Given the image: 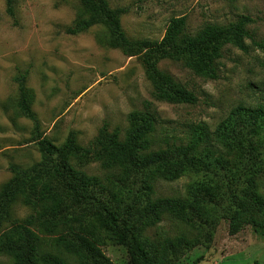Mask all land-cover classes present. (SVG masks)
Masks as SVG:
<instances>
[{
    "label": "rangeland",
    "instance_id": "1",
    "mask_svg": "<svg viewBox=\"0 0 264 264\" xmlns=\"http://www.w3.org/2000/svg\"><path fill=\"white\" fill-rule=\"evenodd\" d=\"M0 0V189L11 176L10 165L29 167L42 160L34 140V123L19 113L16 77L26 74L33 93L32 109L43 136L62 144L73 132L77 142L91 147L103 126L126 137L133 113L148 103L157 112L148 136L151 149L187 140L192 124L206 123L211 130L239 105L264 106V0H108L121 26L132 40L161 41L172 19L185 18L183 31L199 33L206 25H227L241 15L250 16L247 50L227 44L218 65V78L197 75L185 60L162 58L158 69L194 90L198 103H173L159 99L140 54H127L113 44L108 28L97 24L72 34L68 28L81 18L84 0H14L15 14ZM76 169L105 178L111 171L92 157L72 160ZM193 169L174 180L158 178L153 197L189 200L192 187L203 178ZM264 195V174L259 177ZM39 210L23 199L10 207L0 226V264H13L5 251L3 235L16 224H29L40 238V250L74 257L57 245L60 231L46 232L38 222ZM222 219L208 245L188 249L174 264H255L264 262V238L250 225L236 232ZM185 234L188 223L174 213L144 228L142 238L158 240ZM97 242L112 264H132L126 247L111 232L97 229Z\"/></svg>",
    "mask_w": 264,
    "mask_h": 264
},
{
    "label": "trees",
    "instance_id": "2",
    "mask_svg": "<svg viewBox=\"0 0 264 264\" xmlns=\"http://www.w3.org/2000/svg\"><path fill=\"white\" fill-rule=\"evenodd\" d=\"M5 1L14 15V0ZM109 7L108 0H84L82 16L68 32L105 25L114 45L129 55L142 53L159 99L199 101L194 90L158 69L160 59L185 60L197 75L216 79L227 44L248 49V25L253 21L248 15L227 25H206L196 34L185 33V18L176 17L161 41L132 40L118 13ZM256 45L264 48V43ZM16 82L19 113L34 123L42 160L29 167L9 166L12 176L0 189V226L11 205L23 199L40 209L38 222L46 232L60 231L56 243L74 257L73 264H112L99 247L97 229L111 232L127 248L132 264H174L188 249L208 245L222 219L231 223L232 232L250 225L264 238V195L259 191V177L264 174V106L239 105L214 130L203 122L192 124L185 142L151 149L148 136L158 118L148 103L142 112L133 113L124 139L118 130L103 126L91 147L79 144L73 132L58 145L42 135L26 74L16 77ZM88 157L111 171L105 180L72 163ZM189 169L203 178L192 187L189 200L153 197L156 179L174 180ZM166 213L188 223L193 235L142 238V230L160 223ZM3 238L13 264H71L58 254L42 252L40 238L29 224H16Z\"/></svg>",
    "mask_w": 264,
    "mask_h": 264
}]
</instances>
